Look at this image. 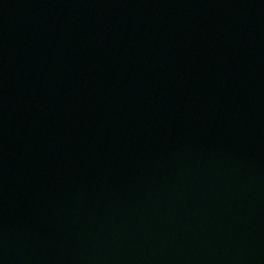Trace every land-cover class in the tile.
<instances>
[{
  "label": "water",
  "instance_id": "1",
  "mask_svg": "<svg viewBox=\"0 0 264 264\" xmlns=\"http://www.w3.org/2000/svg\"><path fill=\"white\" fill-rule=\"evenodd\" d=\"M0 264H264V0H0Z\"/></svg>",
  "mask_w": 264,
  "mask_h": 264
}]
</instances>
